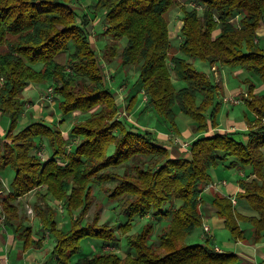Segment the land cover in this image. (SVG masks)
I'll list each match as a JSON object with an SVG mask.
<instances>
[{
	"label": "trees",
	"instance_id": "trees-1",
	"mask_svg": "<svg viewBox=\"0 0 264 264\" xmlns=\"http://www.w3.org/2000/svg\"><path fill=\"white\" fill-rule=\"evenodd\" d=\"M91 1L94 15L79 11L83 0H0V114L10 118L0 136V175L9 166L15 170L10 191L1 196L4 225L23 241L24 251L43 246L45 236L36 238L20 212L21 198L36 191L35 215L45 234L54 237L51 257L56 264H239L238 254L217 250L207 232L205 243L186 244L184 239L203 226L205 187L214 181L213 169L227 160L230 167L250 168L238 181L237 196L255 214L241 213L231 196L215 193L216 214L234 241L248 236L241 221L251 224L253 242L263 238L264 93H257V84L246 78L244 102L254 115L249 126L210 133L220 125L222 85L194 63L201 59L211 69L242 68L264 85V43L259 39L264 0H194L192 8L179 0ZM176 5L184 15L182 42L174 52L168 15ZM97 14L104 15V35L110 39L102 54L90 29ZM63 52H68L64 63L59 60ZM103 59L138 67L150 105L172 130L181 132L176 107L194 120L199 135L185 150L188 156H174L155 130L119 116L121 106ZM174 78L186 84L177 87ZM46 82L54 86L62 120L37 119L17 131L24 91L31 83ZM136 103L134 94L127 109ZM77 111L90 115L74 123L70 141L60 124ZM39 140L52 149L47 158L40 155L44 146ZM94 183L116 202L124 221L111 225L99 215L87 218L96 199ZM51 198L67 212V227H60ZM149 215L167 219L156 240L151 221L132 232L135 220ZM118 230L130 248L124 256L115 249L121 241ZM87 238L114 249L81 253Z\"/></svg>",
	"mask_w": 264,
	"mask_h": 264
},
{
	"label": "rangeland",
	"instance_id": "rangeland-1",
	"mask_svg": "<svg viewBox=\"0 0 264 264\" xmlns=\"http://www.w3.org/2000/svg\"><path fill=\"white\" fill-rule=\"evenodd\" d=\"M181 4L186 5L188 8H192L196 6V2L194 0H179ZM82 9L87 10L89 13L93 14V3L91 0H83V6L82 8H79V11H82ZM200 13H202V7H199ZM183 11L181 7L178 5L174 6L171 11L169 12V20H170V34L171 39L174 45V52L178 51V47L180 43L182 42V35L180 32V29L183 24ZM106 26L105 17L103 14H97L94 16L92 23L90 24V29L93 34V39L96 45V48L100 54L103 52V48L110 41L109 38H107L104 35V30ZM260 36V35H259ZM260 42L263 44V39L259 38ZM68 52H63L59 56V60L62 62H65L67 59ZM105 62V60L103 59ZM104 65L105 72L107 74V81L113 91L115 92V95L117 99L120 102L121 110L119 112V116L126 117L127 119L134 121L137 124H140L141 126L150 128L152 130H155L156 132H169V137L167 136V140L169 144H177L179 148H184L183 144L179 143L177 139L187 142H190L193 137L196 136L198 132H194L192 134H186L183 135L181 132L177 133L174 130H172L168 123L163 117L159 116L157 112L152 108V106L149 103V98L142 89L141 83L139 81V69L137 66H128L124 67L119 63V60H115L112 63L105 62ZM195 66L200 70H206V66H209L207 63L202 61L201 59L195 61ZM36 68H39V65L36 66ZM219 73H214V71L211 73L214 79L221 83L222 85V91L221 95L219 97L220 100H222L223 105L220 113V125L221 129H226L227 131H239L241 129V124L245 117V112L248 113L250 110L246 106V103L244 102V99L247 97L246 92H248L249 83L246 81V78H250L254 81L256 85L257 93H264V88H262L263 83L257 77L255 74L251 72H236V68L233 67H218ZM176 81L177 87H182L186 83L183 80H177ZM49 84H52L50 82L46 83H34L33 87L26 90L24 92V99L26 100L25 105V111L23 113V117L21 118L17 131L23 129L27 124L30 122L40 119L43 121H46L51 124H59V121L62 120L63 114L58 104V98H56V94L53 101H48V99L45 97L46 91L49 88ZM262 86V87H261ZM238 93H235V91H238ZM232 93L234 94L233 97L238 98L240 101L239 103H230L226 102L225 98L229 95L231 96ZM137 95V103L132 111H129L127 109V103L131 99L133 95ZM231 98V97H230ZM177 112V122L178 125L183 128V130H189L192 126H194L195 122L194 120L187 115L186 113L182 112L179 107H176ZM90 115V112H73L67 116H65L64 123L60 124L61 128L64 130L65 135H67L68 138H70V141L72 140V136H70V130L72 129L74 123L78 120L85 119ZM252 115V114H251ZM253 116V115H252ZM254 118V117H252ZM228 120H234L236 123L233 124L234 128L230 129V126L228 125ZM165 121V122H164ZM165 123V124H164ZM10 125V118L7 114L0 115V135L4 134L6 132V129H8ZM157 132V133H158ZM176 133V134H174ZM43 143V150L42 153L44 157L47 158V156L50 155L52 149L49 146L47 141L39 140ZM40 143V142H39ZM74 148V144L71 145V149ZM186 150V149H185ZM113 151V147L110 150ZM182 155L188 156V152L183 153ZM222 164V163H221ZM243 175H246L245 172ZM241 175V176H243ZM15 176V170L12 167H7L4 169V171L0 175V179L2 181V187L0 189V264H23L24 259L22 257H19V255H23L29 250H34L36 248H30L27 251H24L23 249V241L16 240L14 242L8 241V237L10 238L12 233V229L6 225H4L3 220V207L1 205V199L2 197L10 191V184ZM111 185L114 184V182L110 183ZM93 191L96 196V199L94 200L92 206L90 207L88 211L87 218L93 219L95 215H99L100 220L102 222H108L111 225H118L122 221H124V217L118 216L117 210H116V202H112L109 200L108 195L101 191L99 188V185L97 183L93 184ZM36 191H32L25 196L21 198V205H20V212L23 214V216L26 218L25 223L26 225L32 226V232L33 235L36 237H43L44 238V244L40 248L38 252L40 258L45 257L46 264H56L54 260L51 257V252L55 246V240L53 236H50L48 234H45L44 229L42 228L41 218L38 215H35V203H36V197H35ZM2 196V197H1ZM15 202V201H14ZM53 207L57 208V214L56 218L59 222L60 227H67L69 222V216L67 212L64 210L62 203L60 201H57L53 198H51L49 202ZM32 209V212H29V210ZM127 218V217H126ZM151 221L155 225V233L153 234V240L157 239V234L160 232L161 228L165 225L167 222V219L160 218V219H154L152 215L146 216V217H140L135 220V224L133 226L132 232L140 231L143 227V225L147 222ZM167 224V223H166ZM205 224L203 226H199L195 229V231L187 236L184 239V243L186 244H192V243H205ZM218 225L213 224V232L216 231L217 235V242L220 244L221 247L225 246V241H230L229 238H231L230 231L226 228L224 230L217 229ZM252 230V229H251ZM210 232V231H209ZM118 233L121 236L120 244L115 246V249L118 250V252L121 255H125L129 251V247L127 246V240L125 237H123L124 234L121 233L120 230H118ZM208 233V232H207ZM250 233V230L247 229V234ZM93 240V241H91ZM102 240H96V239H84L81 243V253L90 254L92 251H94V248H99L100 250H110L114 249L111 248L108 245H102ZM98 243V244H96ZM93 245L94 248H93ZM216 247V245H214ZM217 248V247H216ZM217 250H220L217 248ZM221 251V250H220ZM25 263V262H24Z\"/></svg>",
	"mask_w": 264,
	"mask_h": 264
},
{
	"label": "crops",
	"instance_id": "crops-1",
	"mask_svg": "<svg viewBox=\"0 0 264 264\" xmlns=\"http://www.w3.org/2000/svg\"><path fill=\"white\" fill-rule=\"evenodd\" d=\"M259 35H260V38L263 39V41H264V26H262L259 29ZM212 70L214 71V73H219L218 67L214 66L213 69H211L209 66H206V71H208L209 73H212ZM236 72L246 73V71L243 70L242 68H236ZM33 85H34V83H31L26 88V90L33 87ZM262 86L261 87L264 88V85H262ZM238 92H239V90L235 91V93H238ZM256 92H257V90H256ZM233 95L234 94L232 93L231 96H233ZM246 95H247V92H246ZM251 114H252L251 112H248V113L245 112V117H244V120L241 124V126H242L241 129H246L249 126L248 118L253 119L252 117H254V115L252 114L253 115L252 116ZM234 123H236L234 120H228V125L230 126V129L234 128V126H233ZM216 130L217 131H227L226 129H221V127H218L216 129L210 131V133H214ZM180 131L183 135H186V134L189 135V134L193 133L194 129L192 126L191 129H189V130H183V128H181V126H180ZM64 134H65V132H64ZM157 134H158L159 138L161 139L162 143L166 144L170 147L171 153L174 156H180L183 152H185V149L179 148V146H177V144L172 145V144L168 143L167 136L169 137V135H170L169 132H167V133L158 132ZM174 134H176V133H174ZM198 135H199V133H197L196 136L193 138H196ZM229 162L230 161L227 160L226 162L219 164L216 168L213 169L214 181L212 184L205 187V190L203 193V196H204L203 201L201 202V212L203 214L204 224L210 227V232H208V235L211 237V243L213 245H216V247L219 248L220 250L232 251V252L237 253L239 256V264H264V236L261 239V241L256 242V243L253 242L252 237H251V234H252L251 229L252 228H251L250 223L245 222V221H241L242 227H244L246 230L247 229L250 230V233L248 234L247 238L243 239V240H239V241H234L232 238H229V240L230 239H232V240L225 241L224 244L226 247L220 246V244L217 242V237H216L217 233L215 230L213 232V224L218 225L217 229L224 230V228H225L224 224L222 222V219L218 217V215L216 214V210L212 204V198H213L215 193H221L223 195H228L234 199L236 198V207L241 213H243L245 215H254L255 214V212L251 208H249L247 201L245 199H240L237 196L238 192L240 191V186H239L238 181L240 178L245 177V175H243L244 172H245V174L247 172H250V168H247L246 171L244 169L239 170L237 168L230 167ZM241 175H243V176H241ZM36 238H39V237H36ZM9 240L12 242L16 241L14 239L13 235H11L10 238L8 237V241ZM91 241H93V240H91ZM96 244H98V243H96ZM94 246L95 245H93V248H94ZM39 250H40V248H36L34 250L27 251L23 255H19V257H22L24 259L25 263L23 262V264H46L45 257L40 258L38 252H36ZM98 250H100V249L94 248V251H92L90 253V255L94 254Z\"/></svg>",
	"mask_w": 264,
	"mask_h": 264
},
{
	"label": "built area",
	"instance_id": "built-area-1",
	"mask_svg": "<svg viewBox=\"0 0 264 264\" xmlns=\"http://www.w3.org/2000/svg\"><path fill=\"white\" fill-rule=\"evenodd\" d=\"M45 97L48 99V101H53L54 100V97H55V89H54V86L49 85V88L46 91ZM225 101L226 102H230V103L232 102V103L237 104V103H239L240 100L238 98L233 97V96H228V97L225 98ZM175 139H177L179 143L183 144L184 149H187L191 145V142H187L186 143L185 141L180 140L179 138H175ZM40 155L43 158H45L42 152L40 153ZM233 201H234V203H236V198L235 199L233 198ZM29 212H32V209H30ZM204 229H205L206 232H209L210 231V227L207 226V225H205Z\"/></svg>",
	"mask_w": 264,
	"mask_h": 264
}]
</instances>
